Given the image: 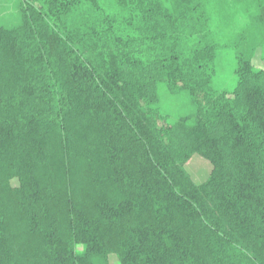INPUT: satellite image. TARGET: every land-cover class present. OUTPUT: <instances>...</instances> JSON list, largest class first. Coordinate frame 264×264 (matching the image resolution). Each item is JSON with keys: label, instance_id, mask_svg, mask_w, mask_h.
<instances>
[{"label": "trees", "instance_id": "16d2710c", "mask_svg": "<svg viewBox=\"0 0 264 264\" xmlns=\"http://www.w3.org/2000/svg\"><path fill=\"white\" fill-rule=\"evenodd\" d=\"M23 1L0 27V264H264V68L239 54L213 90L207 0ZM160 82L195 114L167 123Z\"/></svg>", "mask_w": 264, "mask_h": 264}, {"label": "rangeland", "instance_id": "374dc122", "mask_svg": "<svg viewBox=\"0 0 264 264\" xmlns=\"http://www.w3.org/2000/svg\"><path fill=\"white\" fill-rule=\"evenodd\" d=\"M259 3L260 0H207L205 4L212 30L208 41L217 45L216 73L211 83L216 92L232 91L235 88L239 54L252 58L258 68H264V25L255 23L254 20L260 9ZM22 4L23 0H0V27L13 28L21 24ZM157 90L160 114L167 123H175L181 117L195 114L196 107L187 90L172 92L165 82H160ZM198 162L208 165L207 172L211 165L199 155H195L187 165L193 180L200 184L208 173L202 174V167L200 172L198 167L190 166L191 163L195 165ZM77 250L82 252L84 247L78 245ZM110 259L111 264H119L116 255L112 254Z\"/></svg>", "mask_w": 264, "mask_h": 264}]
</instances>
